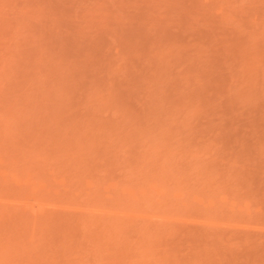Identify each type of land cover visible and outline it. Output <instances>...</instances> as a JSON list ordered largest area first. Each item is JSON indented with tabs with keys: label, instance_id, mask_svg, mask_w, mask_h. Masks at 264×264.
I'll return each instance as SVG.
<instances>
[{
	"label": "rangeland",
	"instance_id": "374dc122",
	"mask_svg": "<svg viewBox=\"0 0 264 264\" xmlns=\"http://www.w3.org/2000/svg\"><path fill=\"white\" fill-rule=\"evenodd\" d=\"M0 264H264V0H0Z\"/></svg>",
	"mask_w": 264,
	"mask_h": 264
}]
</instances>
